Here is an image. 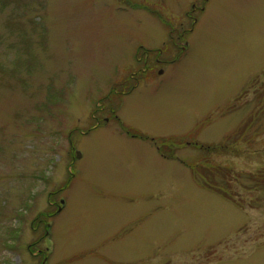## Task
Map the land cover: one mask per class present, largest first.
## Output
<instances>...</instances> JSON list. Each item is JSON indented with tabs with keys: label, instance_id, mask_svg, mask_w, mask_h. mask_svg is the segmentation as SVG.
<instances>
[{
	"label": "rangeland",
	"instance_id": "rangeland-1",
	"mask_svg": "<svg viewBox=\"0 0 264 264\" xmlns=\"http://www.w3.org/2000/svg\"><path fill=\"white\" fill-rule=\"evenodd\" d=\"M0 264H264V0H0Z\"/></svg>",
	"mask_w": 264,
	"mask_h": 264
},
{
	"label": "trees",
	"instance_id": "trees-1",
	"mask_svg": "<svg viewBox=\"0 0 264 264\" xmlns=\"http://www.w3.org/2000/svg\"><path fill=\"white\" fill-rule=\"evenodd\" d=\"M129 89H131V87L129 88ZM128 131V133H130V131H129V129L127 130ZM138 135L139 137H141V138H148L146 135H144V134H140L139 132H135L134 133V135ZM168 140H160L158 143H160V144H158V146H157V150H158V152L161 154V155H163L164 157H166V158H170L171 157V155H172V153H170V152H164V147H165V145H166V142H167ZM169 141H170V139H169ZM163 142H164V144H163ZM169 143V142H168ZM225 146H227V145H225ZM169 147V146H168ZM206 147V146H205ZM207 147H209V145L207 146ZM220 147H222L221 145H220ZM211 148L212 149H215V148H217L216 147V145L215 146H211ZM190 166H192V167H195V166H197L199 169L200 168H204L203 166H201V165H199V164H196V163H193V164H189ZM197 167L195 168V169H197ZM219 167V166H218ZM217 191H219V190H217ZM221 192V191H220Z\"/></svg>",
	"mask_w": 264,
	"mask_h": 264
},
{
	"label": "flooded vegetation",
	"instance_id": "flooded-vegetation-1",
	"mask_svg": "<svg viewBox=\"0 0 264 264\" xmlns=\"http://www.w3.org/2000/svg\"><path fill=\"white\" fill-rule=\"evenodd\" d=\"M158 60V59H157Z\"/></svg>",
	"mask_w": 264,
	"mask_h": 264
}]
</instances>
